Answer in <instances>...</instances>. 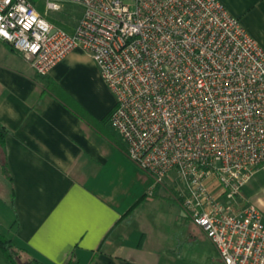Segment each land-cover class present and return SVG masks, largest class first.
<instances>
[{"label":"built area","instance_id":"2783aa9c","mask_svg":"<svg viewBox=\"0 0 264 264\" xmlns=\"http://www.w3.org/2000/svg\"><path fill=\"white\" fill-rule=\"evenodd\" d=\"M70 2V32L37 4ZM0 39L42 75L88 52L114 92L111 125L225 264H264V214L241 189L264 167V49L219 0H0ZM151 194L154 189H151Z\"/></svg>","mask_w":264,"mask_h":264},{"label":"crops","instance_id":"0c3cea01","mask_svg":"<svg viewBox=\"0 0 264 264\" xmlns=\"http://www.w3.org/2000/svg\"><path fill=\"white\" fill-rule=\"evenodd\" d=\"M219 1L264 49V0ZM47 77L61 90L46 89L0 39V228L23 255L65 264L78 248L83 264H183L199 243L217 251L188 217L175 177L157 185L109 128L117 99L93 57L74 49Z\"/></svg>","mask_w":264,"mask_h":264},{"label":"rangeland","instance_id":"374dc122","mask_svg":"<svg viewBox=\"0 0 264 264\" xmlns=\"http://www.w3.org/2000/svg\"><path fill=\"white\" fill-rule=\"evenodd\" d=\"M37 7L41 12L45 13L50 20L61 24L63 28L67 29L76 27L84 14L82 6L70 2L63 3L59 10H47L45 4H37ZM109 128L118 138L122 137L112 125L109 126ZM174 177V174H172L171 178L174 179ZM241 203L242 205L254 203L264 212V167L256 171L251 180L241 189ZM211 246L213 245L208 244V248H206L200 246L199 243V246L194 248L191 247L184 251L183 253H186V256L183 257L185 259L183 264H216L215 261H213V255L218 257L220 254H218L219 252H217L218 250L216 251L214 246ZM28 258L29 257L24 256V259Z\"/></svg>","mask_w":264,"mask_h":264},{"label":"trees","instance_id":"16d2710c","mask_svg":"<svg viewBox=\"0 0 264 264\" xmlns=\"http://www.w3.org/2000/svg\"><path fill=\"white\" fill-rule=\"evenodd\" d=\"M40 4L43 5V3H39V5ZM58 25L62 26L61 24H58ZM65 29L72 32L70 28L68 29L65 28ZM39 76L43 80V83L45 84L46 89L51 91L53 94L56 93V90L60 88V86L57 83H55L53 80H50L47 77V75L39 74ZM79 114L85 120L89 121L88 115H84L81 112ZM108 119L110 120V117ZM108 119L106 120L108 121ZM5 136H6V131L4 127L0 125V149L1 150L4 149V146H5ZM2 173L8 176L9 181L12 180V177L10 175L8 165L6 162L3 165ZM135 207L136 205L132 207L131 212L135 209ZM25 252L29 253V250L25 247L18 245L13 239L8 238L1 231V228H0V264H45L39 258L33 257V256L29 257L28 259H24L23 254ZM65 264H83L78 254V248H75L73 250L68 261Z\"/></svg>","mask_w":264,"mask_h":264}]
</instances>
